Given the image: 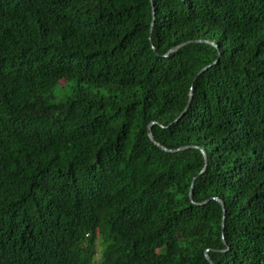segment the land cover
I'll return each instance as SVG.
<instances>
[{
    "label": "trees",
    "instance_id": "16d2710c",
    "mask_svg": "<svg viewBox=\"0 0 264 264\" xmlns=\"http://www.w3.org/2000/svg\"><path fill=\"white\" fill-rule=\"evenodd\" d=\"M0 264H264V0H0Z\"/></svg>",
    "mask_w": 264,
    "mask_h": 264
},
{
    "label": "rangeland",
    "instance_id": "374dc122",
    "mask_svg": "<svg viewBox=\"0 0 264 264\" xmlns=\"http://www.w3.org/2000/svg\"><path fill=\"white\" fill-rule=\"evenodd\" d=\"M54 94L57 95V96H60L62 95L63 93H59L58 90H55L54 91ZM105 245L104 242H102L99 237L96 238V241H95V251H96V255L94 257L95 260L99 259V253L102 249V247Z\"/></svg>",
    "mask_w": 264,
    "mask_h": 264
},
{
    "label": "water",
    "instance_id": "95a60500",
    "mask_svg": "<svg viewBox=\"0 0 264 264\" xmlns=\"http://www.w3.org/2000/svg\"><path fill=\"white\" fill-rule=\"evenodd\" d=\"M204 68H205V67H203L201 70H203ZM189 100H190V98H188L187 104L189 103ZM187 104H186V105H187ZM185 107H186V106H185ZM148 136H149L150 140L153 141L152 136H151L150 133L148 134ZM160 147H161V146H160ZM161 148H162V149H165V148H163V147H161ZM203 157H204V162H206V157H205L204 154H203ZM203 168H204V167H203ZM203 168H202V170H203ZM202 170H201V171H202ZM190 190H191V187L189 188V193H188L189 196H190ZM205 258L208 259L207 255H205Z\"/></svg>",
    "mask_w": 264,
    "mask_h": 264
}]
</instances>
